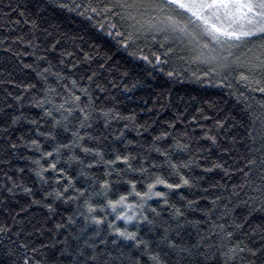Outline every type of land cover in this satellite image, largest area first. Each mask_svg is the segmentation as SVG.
I'll return each mask as SVG.
<instances>
[{"label":"trees","instance_id":"16d2710c","mask_svg":"<svg viewBox=\"0 0 264 264\" xmlns=\"http://www.w3.org/2000/svg\"><path fill=\"white\" fill-rule=\"evenodd\" d=\"M59 2L91 5L97 11L81 8L70 12L53 7L50 0H46L43 9L38 8V0H0V226L8 229L0 232V264H20L19 256L24 252L21 244H28L30 251L42 243L56 245L55 249L42 250L52 264L63 247L57 241L65 237L73 248L84 240H95L98 248L106 247L120 257L115 264H152L143 246L117 239L108 227L107 222L115 220L124 209L89 213L86 202L104 205L108 199L127 195L132 191L130 181L135 182L137 192L147 191V185L154 183L156 177L179 183L180 177L170 162L189 165L179 172L192 182L191 186L168 189L156 185L154 191L165 192L168 203L153 195L137 210L154 224L115 220L116 226L138 232L141 240L149 242L152 253H160L167 264H177L178 257L161 239L165 235L183 248L194 249L191 257L184 254L183 264H204L198 254L201 251L209 256L216 254L209 264H225L220 254L226 250L222 244L260 247L264 233L253 229L264 225L262 201L255 191L264 187L259 168L264 160V94L254 90L255 84L249 87L239 80L242 69L235 66V70L205 75L212 65L204 58L225 55L207 37L202 36L207 49L187 39L170 43L159 35L155 41L146 35L132 47L121 46L117 34L123 32L127 36L132 21L120 17L131 14L139 19L138 13L152 15L151 9L111 8L116 0ZM127 2L135 4L138 0ZM17 5L26 11L25 16L20 15V9L13 12ZM32 20L38 25L35 30ZM177 20L198 31L187 16H177ZM17 36L23 37V42ZM233 51L239 56L243 49ZM133 52L136 54L131 55ZM81 89H86L94 101L86 121L79 108L88 104V98ZM74 96H80L79 105ZM37 103L42 106L37 107ZM61 104L64 108L57 111ZM45 110L52 115H46ZM14 118H18L15 123ZM55 121L60 125L54 127ZM217 122L223 127H217ZM65 127L70 131H65ZM74 132L83 140L71 149H61L57 155L53 149L69 144ZM41 133H52L55 139ZM210 135L218 136L217 145L207 139ZM84 147L103 152V161L96 151L84 153ZM45 152L53 155L44 156ZM73 155L83 163L70 160ZM118 155L128 156L129 162L116 160ZM251 159L257 163L245 184L248 177L244 173L248 172L247 161ZM110 160L115 163L108 165ZM51 163L57 164L56 170L48 167ZM214 163L223 164V168H212ZM208 168L212 171L206 172ZM41 169H46L43 179L37 175ZM60 176L63 178L57 183ZM69 180L72 187L63 199L45 195L63 191ZM105 180L111 185L107 191L102 188ZM76 189L84 195L79 196ZM77 196L78 199H67ZM33 200L40 203H32ZM49 203L54 211L44 206ZM128 203L139 204L140 198L130 196ZM253 207L257 210L249 215ZM177 209L182 216L177 215ZM92 215L105 216L107 222L95 225ZM68 217L76 221L70 228L48 231L57 223H66ZM239 224L243 228H237ZM228 232L234 235L229 238ZM76 236L80 240L73 239ZM101 240L107 244H100ZM10 250L15 255H10ZM241 255L243 259L238 257L229 264H247L250 257ZM62 264L68 261L63 260Z\"/></svg>","mask_w":264,"mask_h":264},{"label":"snow or ice","instance_id":"6c2138e0","mask_svg":"<svg viewBox=\"0 0 264 264\" xmlns=\"http://www.w3.org/2000/svg\"><path fill=\"white\" fill-rule=\"evenodd\" d=\"M50 3L55 8L66 9L70 12L78 11L81 8H86L91 12L97 11V9L91 7V5L60 3L59 0H50ZM45 7L46 0H38V8L43 9ZM131 7L151 9L152 15H148L147 13H138L140 16L139 19L131 14H129L128 17H120L122 20L132 21L131 24H128L130 31L127 36H125L123 32L117 34L121 46L125 48L132 47L133 44L146 35L151 36V39L155 41L156 36L159 35L163 37L165 41L170 43L187 39L189 43L195 42L198 46H201L202 49H207L208 45L202 43V35H207L215 42L216 45H218L219 50L224 52L225 55L205 57V62L212 65L209 68V72L205 73V75L215 74L220 70H235V66L242 69L238 77L239 80L248 84L249 87H251L252 84H255L257 87L254 90L264 94V86H260L264 85V0H138L135 4H129L127 0H116V2L111 5V8L120 9H128ZM17 9H20V15L22 17L26 15V11L22 9L20 5H17V8L13 9V12ZM79 14L83 15L84 13L80 12ZM113 14L118 15L117 13ZM177 16H187L189 23L194 20L199 31L190 30L187 24H182L181 21L177 20ZM16 22L19 23V21ZM25 22L29 21L26 20ZM31 23L33 25V29L35 30L38 25L35 20H32ZM112 27L115 28V25H112ZM109 35H111V33H109ZM16 39L21 40L22 42L24 40V38L20 36H17ZM256 40H258L259 43H253V41ZM27 42L29 44L32 43L31 40ZM249 45H251V47H249ZM53 47H55V45H53ZM160 47L164 48L165 45L161 43ZM241 49H243V51H240ZM233 50L240 51V55L237 56ZM135 54V52L131 53V55ZM68 55H71V53H68ZM152 55L159 61V57L155 56L154 53ZM165 55H167V53H165ZM142 58L146 61L148 60L147 56H143ZM25 67H31V65H25ZM45 71H47V69ZM169 75H172V73H169ZM257 77H259V79ZM88 79L91 80L92 76H89ZM72 83L75 85L76 81L73 80ZM29 87H34V85H29ZM80 91L88 98V104L85 107L79 108V111L84 114L86 121L90 118V112L88 109L94 108V101L86 89H81ZM17 99L19 100L20 97H17ZM73 100L77 103V105L81 103L80 96H74ZM45 103H49V101L45 100ZM36 106L41 107L42 105L37 103ZM63 108L64 105L61 104L57 111ZM97 111L99 110L97 109ZM69 112H71V110H69ZM45 114L51 116L52 112L45 110ZM108 114L109 113H106L105 116L107 117ZM17 119L18 118H14L13 123H15ZM59 125V121L54 122V127ZM83 126L84 124L82 123L81 127ZM217 127L222 128L223 125L217 122ZM64 130L70 131L67 127H65ZM41 135L52 136V138L55 139L52 133H41ZM72 137L73 139L69 142V144H61L59 147L53 149V151L59 155L61 149H71L74 145H79V143L83 140V137L79 136L76 132L72 133ZM261 138L264 139V132H262ZM207 139H209L213 145H217L218 136L210 135L207 136ZM32 143L35 145L37 144V141H32ZM177 146L180 147V145ZM12 147H15V145H12ZM183 147L187 146L185 145ZM82 151L84 153L96 151V155L101 161H103V152L99 150L84 147L82 148ZM157 151H159V149H157ZM224 151H227V149H224ZM52 155L53 152L44 153V156L47 157H51ZM164 155L167 156L168 154L164 153ZM115 159L123 160L125 163H128L130 158L128 156L122 157L118 155ZM70 160L83 163V161L75 155L71 156ZM36 163H39V161H36ZM114 163L115 161L113 160L107 161L108 165H112ZM256 163L257 162L254 159L247 161L248 172H245L244 175L245 177H248V179L245 180V184L249 183V174L253 172V166H255ZM91 166L92 165H88L87 167L90 168ZM128 166L131 168V164H128ZM169 166L172 167L176 171V174L180 177L179 183H169L166 179L156 177L154 183L147 185V191L137 192L135 182L130 181L129 183L131 184L132 191L127 195H120L116 200L108 199L104 205L86 202L88 212L95 213L97 209H100V211L103 212L106 209H111L112 213H116L122 208L124 211H119L115 220H124L126 223L137 221L138 223L154 224V221L149 220L142 211L138 212L137 210L141 209L146 200L151 198L153 195L163 197L164 202L168 203L167 194L165 192L154 191L156 185H164L168 189H178L183 186H191L192 184L188 178L181 175L179 172L180 168H187L189 166L188 164H172L170 162ZM48 167L52 170H56L57 164L51 163ZM212 168H223V164L214 163ZM212 168L205 169V171L210 172L212 171ZM259 168L262 173L260 176L261 184L264 185V160L260 161ZM21 171L23 170L21 169ZM44 171H46V169H41L37 172V175H39L42 179ZM59 171L62 174L64 173L63 169H60ZM141 171H144V169H141ZM239 171L243 172V169H239ZM106 175H110V173H106ZM62 178L63 176L57 177L56 182L59 183ZM69 187H72L70 180L68 187H65L63 191L56 190L54 193L48 192L45 195L53 196L56 200L63 199ZM110 187V182L105 180L102 184V188L107 191ZM233 187L242 189L244 185H234ZM9 191H11V189H9ZM25 191L31 192V189H25ZM76 191L79 193V196L84 195V192L79 189H76ZM255 191L259 193V197L262 201L260 210H264V187L257 188ZM233 195H236V193L234 192ZM79 196L68 197L67 199H78ZM130 196L140 198V203H128ZM32 203H40V201L33 200ZM191 203L192 202L189 201V204ZM244 203H247V201H244ZM44 206L47 207L49 211H54L52 204L49 203ZM256 210L257 209L253 207L250 209L248 214L251 215V213ZM176 212L178 216L183 215L179 209H177ZM115 220L107 222L105 216H91V221L95 225L100 226L107 222L108 227L117 236V239L122 238L124 240L134 241L136 246H143L149 255V260L152 261V264H167L166 260L160 256V253H152L149 242L141 240L138 232L128 231L127 228H120L116 226ZM75 223L76 221L72 217H68L66 223H57L53 226V229H49L48 231L59 232L62 229L66 230ZM236 227L243 228V224L236 225ZM85 230L86 229H82L81 231L83 232ZM7 231V228L0 226V232ZM253 231L264 233V225L257 226V228L253 229ZM37 232H40V229H37ZM40 234L42 235L43 233L40 232ZM233 235V232L227 233V237L229 238ZM95 236L98 238L100 236V232L97 231ZM73 239L80 240V236L73 237ZM161 239L167 241V247L178 257L177 264H183L184 254H187L188 257L192 256L194 249L181 247L174 241H171L167 235ZM67 240L68 238L65 237L63 241H57V243L62 244L63 247L60 249L56 260L52 261V264H62L63 260H67L68 264H115V262L120 258L119 256L113 255V253L107 250L106 247L104 249L98 248L95 240L91 243L88 240H84L82 243L77 244L75 248L68 244ZM262 240H264V237H262ZM100 244L106 245L107 241L101 240ZM112 244L115 246L116 240H113ZM19 247L24 249L23 254L19 256L20 264H50V257L42 254V250L49 248L55 249L56 245L42 243L39 247L32 246L30 251L28 244H21ZM209 248H211V246H209ZM221 248H226L225 251L220 252L225 259V264H229V261H235L238 257L243 259L241 254H247V256L250 257V259L247 260V264H256L257 260H259V264H264V243H262L258 248L247 246L241 247L240 244L233 245L232 247H227L222 244ZM9 254L15 255V253L11 250ZM198 254L203 257L204 264H209L210 261H214L216 259L215 253L209 256L205 255V253L201 251ZM122 255L123 254L121 253L120 256ZM37 256H39V259H37ZM165 256H167V253H165ZM134 264H139V261H135Z\"/></svg>","mask_w":264,"mask_h":264},{"label":"rangeland","instance_id":"374dc122","mask_svg":"<svg viewBox=\"0 0 264 264\" xmlns=\"http://www.w3.org/2000/svg\"><path fill=\"white\" fill-rule=\"evenodd\" d=\"M191 24H192V27H193L194 30H198V31H199V29L197 28V26H194V25H193V24L196 25V23H195L194 20H193V22H191ZM202 36H203V37H207L208 39L211 40V38H210L209 36H207V35H202ZM214 44H215V42H214ZM214 46H216V44H215Z\"/></svg>","mask_w":264,"mask_h":264}]
</instances>
